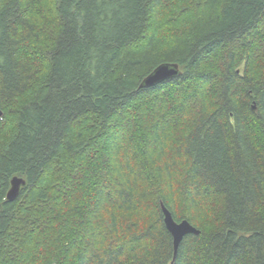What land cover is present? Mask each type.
<instances>
[{"label": "trees", "instance_id": "obj_1", "mask_svg": "<svg viewBox=\"0 0 264 264\" xmlns=\"http://www.w3.org/2000/svg\"><path fill=\"white\" fill-rule=\"evenodd\" d=\"M0 108V264H264V0H0Z\"/></svg>", "mask_w": 264, "mask_h": 264}, {"label": "water", "instance_id": "obj_2", "mask_svg": "<svg viewBox=\"0 0 264 264\" xmlns=\"http://www.w3.org/2000/svg\"><path fill=\"white\" fill-rule=\"evenodd\" d=\"M183 72L181 67L176 63H163L159 65L149 76H147L140 84V89H152L165 82L179 78ZM254 110L256 108L254 107ZM4 117V112L0 108V121ZM27 186V181L22 178L15 176L11 181V188L7 194V201L14 202L18 199L23 188ZM161 210L164 217V224L166 229L171 234L174 243V251L176 259L179 248L183 240L190 235L199 236L201 231L193 226L189 221L184 220L177 222L171 211L162 203Z\"/></svg>", "mask_w": 264, "mask_h": 264}]
</instances>
